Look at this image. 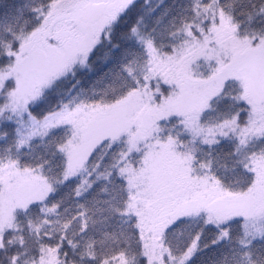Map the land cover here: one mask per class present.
Returning a JSON list of instances; mask_svg holds the SVG:
<instances>
[{
  "label": "snow or ice",
  "instance_id": "obj_1",
  "mask_svg": "<svg viewBox=\"0 0 264 264\" xmlns=\"http://www.w3.org/2000/svg\"><path fill=\"white\" fill-rule=\"evenodd\" d=\"M0 264H264V0H0Z\"/></svg>",
  "mask_w": 264,
  "mask_h": 264
}]
</instances>
